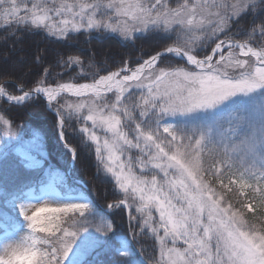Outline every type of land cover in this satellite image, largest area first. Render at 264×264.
<instances>
[{
	"label": "snow or ice",
	"instance_id": "6c2138e0",
	"mask_svg": "<svg viewBox=\"0 0 264 264\" xmlns=\"http://www.w3.org/2000/svg\"><path fill=\"white\" fill-rule=\"evenodd\" d=\"M0 21L57 40L95 31L171 41L90 82L80 81L92 65L70 55L59 61L80 69L69 82L44 77L29 91L17 86L20 95L0 83L8 104L44 97L61 141L76 121L97 173L119 193L107 210H127L129 221L123 233L91 202L61 199L57 173H46L39 196L25 193L10 185L5 164L0 202L12 214H0V264H65L73 245L71 264H87L101 247L109 264H264V0H0ZM0 125L12 132L2 114ZM28 159L26 167L39 165ZM142 239L153 240L151 254Z\"/></svg>",
	"mask_w": 264,
	"mask_h": 264
},
{
	"label": "trees",
	"instance_id": "16d2710c",
	"mask_svg": "<svg viewBox=\"0 0 264 264\" xmlns=\"http://www.w3.org/2000/svg\"><path fill=\"white\" fill-rule=\"evenodd\" d=\"M170 2L172 6H175L176 0H170ZM11 27L0 28V82H13L9 85L8 89L12 94H16L17 91L15 89L18 85L23 87V89L32 88L38 79L44 77H47L48 82L52 86L57 81L66 82L69 80L74 73L80 72L79 67L66 70L59 61L61 59L67 60L70 55L79 56L80 60L86 66L89 64L92 65L91 68L87 69L89 73L88 79L80 81L90 82L92 73L99 72V75H106L108 71L120 68L123 60L142 62V59H147L155 51L162 50L165 44L171 43V41H164L155 36H144L142 39H136L135 43L131 41L125 42L119 35L104 34L102 36L99 32L92 33L90 36L83 32L74 33L70 41L57 40L55 37L48 36L42 29L30 31L23 27ZM45 68L49 69L51 75L44 72ZM65 98L69 101H74L71 98ZM61 102L63 103L64 100L62 99ZM0 114L4 115L6 119L20 124L25 132H28L30 128L44 131L52 129L55 136L48 140L49 146L56 150H63L61 156H64V162L67 165L61 164L62 167L58 166V161L54 160L51 154L49 155V159L53 163H56L55 165L60 167V170L63 172L68 171V163L71 157L66 153L64 147L58 140L56 117L46 109L42 100H32L20 107L0 105ZM69 123L71 127L66 131V139L64 142L73 148H77V143L79 147L81 144L87 150V145L90 142H82V137L72 130H78L74 119L69 121ZM2 142L7 146L6 141ZM5 149H2L3 154L0 155V181L3 180L5 164L7 165L10 185L24 186L23 191L36 185L38 181L43 182L46 173H51V169L48 167L40 171L27 170L16 155L12 153L8 155V148L6 151ZM77 151L79 156L74 166L76 170L73 169L71 177L74 178V181L68 178L66 179V183L69 185L67 189L70 190L72 188L84 192V189L78 182L86 183L88 186L90 182H98L96 175H92L94 171L93 162H95L93 159L94 154H92L93 156L91 158L90 155L84 152L85 150H82L83 152L81 153L78 148ZM92 151L94 152V148L90 152ZM49 166L51 167L52 165L50 164ZM100 183L97 186L90 183L89 187L94 189V192L97 194V202L104 208L107 204L115 202L119 198V193L114 188L111 179L105 175L104 182ZM231 198L234 200L235 196ZM93 207L98 211L96 205L93 204ZM261 207L264 208V206ZM113 211L106 217L113 222L114 228L123 233L129 232V221L127 222L126 220L124 210L118 209ZM4 212H8V210L0 202V214ZM261 215H264V212H261ZM246 218L251 220L253 217L251 214L246 213ZM153 243L151 239L141 240V244L149 249L150 254L154 251L152 247ZM109 256L110 252L106 248L101 247L90 253L85 260L87 264H109Z\"/></svg>",
	"mask_w": 264,
	"mask_h": 264
},
{
	"label": "rangeland",
	"instance_id": "374dc122",
	"mask_svg": "<svg viewBox=\"0 0 264 264\" xmlns=\"http://www.w3.org/2000/svg\"><path fill=\"white\" fill-rule=\"evenodd\" d=\"M113 19L115 20V17H113ZM12 26H16V25L13 24ZM0 28L2 29V28H8V27H6V26L3 25V21H0ZM43 31L46 32L45 30H43ZM93 33H97V32L94 31ZM106 34L107 35H118V34H114V33H106ZM223 38L224 37L221 36V39H223ZM66 82H69V80H67ZM18 86H20V85H18ZM53 86H55V85H53ZM30 89L31 88H26V89H24V91H29ZM132 91H136L138 93V90L133 89ZM20 94L21 93L17 91L15 95H20ZM67 98H70V97H67ZM38 99L39 98H37V99H35V98L34 99H29L28 101L24 102L21 105H15V104H8L5 100H3L2 98H0V105H6V106L8 105V106L20 107V106H23V105L27 104L28 102H30L32 100H38ZM71 99L75 100V98H71ZM69 102H71V101H69ZM45 107H46V105H45ZM10 126H11V129H12V132L11 133H5L3 126L0 125V155L3 154L2 153V149H4V148L7 149L8 148V155H9V153L10 154L12 153V154L16 155L21 160V162L23 163L24 168H27L28 170L36 171V170H39L41 168L48 167V168L51 169L50 171H52V173L59 174L63 178V182H64L63 185L61 186L63 188L59 187L57 189V191H59L60 194H61V197H60L61 199H69L72 202H91L92 205L94 204V205L97 206V209H98L97 212H100L101 214H104L106 216L109 215V214H111L112 212H114L113 210H111V211L107 210V206H105L103 208V206H101V204L98 203L97 200H96V195L97 194L94 192V189H92L91 187H89L90 186V183L92 185L97 186L98 184L99 185L101 184L100 182H104V175L107 178H110L103 171H101L100 173H97V163H96V161L93 162L94 163V165H93V168H94L93 170L94 171H93V174L92 175L93 176L96 175V180L98 182H95V181L93 183L90 182L89 183V186L86 185V183H84L85 184V188H86V190H85L86 192H81L82 190H80V192H73V191L66 190V188H65V186H66V180L65 179H67V178L68 179H74V178H71V177H72L73 169L76 170V167H74L76 160H74L72 162V159H73L72 154L70 152H68V150L64 147L65 142L63 141L64 144H62V146L64 147V150L66 151V153L69 154L70 157H71L70 162L68 163L69 164V167H68V171L67 172L66 171L63 172L62 170H60V167H57L55 165L56 163H53L49 159V155L51 154L52 157H53V159L56 160V161H58L57 162L58 163V166H61L62 167L61 164H66L67 165V163L64 162L65 161L64 156H61V153L63 152V150L62 149L56 150V149H54V148H52V147L49 146L48 140L51 139V137H54L55 136L54 131L52 129L51 130L44 131V130H37V129L30 128L28 130V132H25L23 130V127L21 128L20 124H16L13 121H10ZM25 129H27V128H25ZM56 129L58 131L57 132V137H58V140H59V130H58L57 126H56ZM2 141H6L7 142V146ZM80 147H79V145L77 143V148L76 149L79 148V151L81 153L85 150L84 152H86L92 158V156H93L92 154H94L93 151L90 152L88 147H87V150H86L84 147L81 146V144H80ZM6 149H5V151H6ZM29 156L35 157V160L36 161H39V165L38 166L26 167V165H29V164L32 163V161H30L28 159ZM241 157H243V152L239 153L237 155V157H236V162H237V166L238 167L240 166ZM93 159L95 160V154L93 156ZM244 162H245V166H247V164L249 163V161L247 160V158H244ZM50 164L52 165L51 167L49 166ZM52 167H54L55 169L52 168ZM67 173L70 174V176L69 175L66 176ZM112 182L114 184V181H112ZM43 187H40L38 190H35L34 188H32L29 191L31 192V194L33 196H39L40 193H41V189ZM62 189H65L66 190L67 196H65V193L62 192ZM28 192H25V193H28ZM43 199H51V200L55 201L56 198L44 196ZM32 202L35 203V200H33ZM52 206H55V202L52 204ZM7 209L9 211H11V209H9V208H7ZM114 210H118V209H114ZM127 214H128V212H127ZM127 217H128V215H127ZM17 218L19 220H21V221L23 219L22 217H17ZM127 222H128V220H127ZM5 231H6L5 230V227L2 225V223H0V243L4 242V240L6 238ZM7 233H8L9 236H11L13 234V229L12 228H8L7 229ZM77 239L79 241V238H77ZM181 246L183 247L182 244H181ZM97 249H99V248H97ZM87 256L84 257V259H86ZM77 258L78 257L76 255V245H73V252H70L69 253V257L66 260L65 264H71V261L73 259H77Z\"/></svg>",
	"mask_w": 264,
	"mask_h": 264
},
{
	"label": "water",
	"instance_id": "95a60500",
	"mask_svg": "<svg viewBox=\"0 0 264 264\" xmlns=\"http://www.w3.org/2000/svg\"><path fill=\"white\" fill-rule=\"evenodd\" d=\"M126 214H127V212H126Z\"/></svg>",
	"mask_w": 264,
	"mask_h": 264
}]
</instances>
